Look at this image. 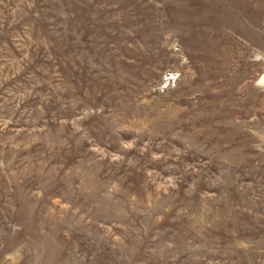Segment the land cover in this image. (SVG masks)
<instances>
[{"label":"rangeland","instance_id":"374dc122","mask_svg":"<svg viewBox=\"0 0 264 264\" xmlns=\"http://www.w3.org/2000/svg\"><path fill=\"white\" fill-rule=\"evenodd\" d=\"M0 264H264V0H0Z\"/></svg>","mask_w":264,"mask_h":264}]
</instances>
